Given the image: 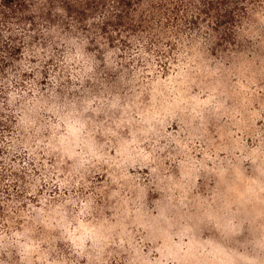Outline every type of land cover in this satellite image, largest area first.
<instances>
[{
  "label": "clouds",
  "instance_id": "clouds-1",
  "mask_svg": "<svg viewBox=\"0 0 264 264\" xmlns=\"http://www.w3.org/2000/svg\"><path fill=\"white\" fill-rule=\"evenodd\" d=\"M262 121L264 0H3L0 264H264Z\"/></svg>",
  "mask_w": 264,
  "mask_h": 264
},
{
  "label": "rangeland",
  "instance_id": "rangeland-1",
  "mask_svg": "<svg viewBox=\"0 0 264 264\" xmlns=\"http://www.w3.org/2000/svg\"><path fill=\"white\" fill-rule=\"evenodd\" d=\"M262 123H264V121H262ZM249 182H250L249 180L245 179V184H247ZM261 195L264 196V194H261ZM257 224L258 225H264V204L258 205V219H257Z\"/></svg>",
  "mask_w": 264,
  "mask_h": 264
},
{
  "label": "trees",
  "instance_id": "trees-1",
  "mask_svg": "<svg viewBox=\"0 0 264 264\" xmlns=\"http://www.w3.org/2000/svg\"><path fill=\"white\" fill-rule=\"evenodd\" d=\"M6 2H10V0H6ZM2 5H3V0H0V6ZM121 43H123V41ZM16 52L17 54H22V49L20 47H17ZM0 163L3 164L4 161H0ZM12 163H15V161L13 160Z\"/></svg>",
  "mask_w": 264,
  "mask_h": 264
}]
</instances>
